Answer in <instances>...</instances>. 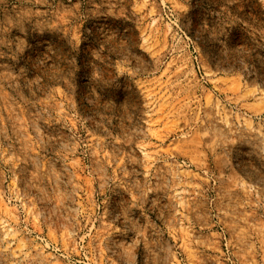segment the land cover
<instances>
[{"label": "rangeland", "instance_id": "obj_1", "mask_svg": "<svg viewBox=\"0 0 264 264\" xmlns=\"http://www.w3.org/2000/svg\"><path fill=\"white\" fill-rule=\"evenodd\" d=\"M0 264H264V0H0Z\"/></svg>", "mask_w": 264, "mask_h": 264}]
</instances>
